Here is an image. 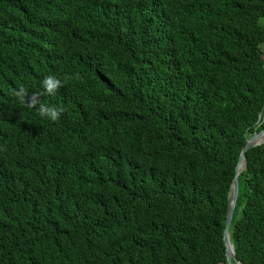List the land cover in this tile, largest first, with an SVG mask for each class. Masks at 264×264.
<instances>
[{
  "label": "trees",
  "instance_id": "1",
  "mask_svg": "<svg viewBox=\"0 0 264 264\" xmlns=\"http://www.w3.org/2000/svg\"><path fill=\"white\" fill-rule=\"evenodd\" d=\"M263 18L264 0H0V264H225ZM245 152L230 240L264 264V143Z\"/></svg>",
  "mask_w": 264,
  "mask_h": 264
},
{
  "label": "water",
  "instance_id": "2",
  "mask_svg": "<svg viewBox=\"0 0 264 264\" xmlns=\"http://www.w3.org/2000/svg\"><path fill=\"white\" fill-rule=\"evenodd\" d=\"M262 117V116H261ZM264 131V128L261 129V131H256L250 137L246 139V142L242 146V149L239 154L236 166H235V175L233 177L232 183H231V188L230 192L228 194V207H227V212H226V217H225V225L223 229V240L224 244L226 247V263L225 264H230L231 259L235 260V264H242V262L238 259H236L235 251L233 244L230 240V234H229V227L232 221V216H233V210L237 201L238 197V191H239V186H238V175L241 172L243 168L246 167V152L249 148L260 145L261 143H264V140H261V133ZM242 163H244V167L242 169Z\"/></svg>",
  "mask_w": 264,
  "mask_h": 264
},
{
  "label": "clouds",
  "instance_id": "3",
  "mask_svg": "<svg viewBox=\"0 0 264 264\" xmlns=\"http://www.w3.org/2000/svg\"><path fill=\"white\" fill-rule=\"evenodd\" d=\"M79 74H77L78 77ZM43 88L45 92H47L49 95H54L55 92L61 87L62 82L60 79H58L56 76L53 75H47L44 77L43 81ZM12 95L16 97L21 103H27L29 107H35L36 101L33 100L31 97L28 96L27 90L20 86L18 90L13 89ZM36 94H33L35 96ZM64 111L62 108H57L53 106H48L45 104H40L39 108L37 109V112L40 116H47L52 121H56L61 113Z\"/></svg>",
  "mask_w": 264,
  "mask_h": 264
},
{
  "label": "bare ground",
  "instance_id": "4",
  "mask_svg": "<svg viewBox=\"0 0 264 264\" xmlns=\"http://www.w3.org/2000/svg\"><path fill=\"white\" fill-rule=\"evenodd\" d=\"M261 140H264V131H262V133H261ZM243 167H244V163H242V166L240 169H242Z\"/></svg>",
  "mask_w": 264,
  "mask_h": 264
},
{
  "label": "rangeland",
  "instance_id": "5",
  "mask_svg": "<svg viewBox=\"0 0 264 264\" xmlns=\"http://www.w3.org/2000/svg\"><path fill=\"white\" fill-rule=\"evenodd\" d=\"M264 19V18H263Z\"/></svg>",
  "mask_w": 264,
  "mask_h": 264
}]
</instances>
